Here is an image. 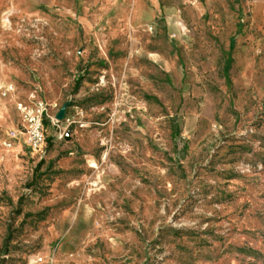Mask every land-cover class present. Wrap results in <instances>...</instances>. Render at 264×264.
I'll use <instances>...</instances> for the list:
<instances>
[{
  "label": "rangeland",
  "instance_id": "obj_1",
  "mask_svg": "<svg viewBox=\"0 0 264 264\" xmlns=\"http://www.w3.org/2000/svg\"><path fill=\"white\" fill-rule=\"evenodd\" d=\"M41 1L0 13V264H264V0L134 38ZM18 101L65 109L36 150Z\"/></svg>",
  "mask_w": 264,
  "mask_h": 264
},
{
  "label": "crops",
  "instance_id": "obj_2",
  "mask_svg": "<svg viewBox=\"0 0 264 264\" xmlns=\"http://www.w3.org/2000/svg\"><path fill=\"white\" fill-rule=\"evenodd\" d=\"M41 2V0H0V13L7 9L16 14H36ZM186 2L189 10L194 12V15L192 14L194 17L200 18L204 15L205 3L200 0H85L79 21L89 32L94 22H104L111 26L123 27L121 32L126 37L177 36L181 31L175 23L184 21L178 5ZM49 3L56 5L57 0H49ZM261 11H264V7ZM98 35L106 36L103 32Z\"/></svg>",
  "mask_w": 264,
  "mask_h": 264
},
{
  "label": "built area",
  "instance_id": "obj_3",
  "mask_svg": "<svg viewBox=\"0 0 264 264\" xmlns=\"http://www.w3.org/2000/svg\"><path fill=\"white\" fill-rule=\"evenodd\" d=\"M8 92L14 90V87L10 85L6 89ZM17 108L21 116V131L26 137L27 146L36 150L46 139L45 133V120L49 119L54 125L58 124L57 118L50 115L52 106L43 101H37L33 105H29L26 102L18 101ZM70 121V119H67ZM61 134V133H60ZM59 134V136H60ZM62 137V136H61ZM10 146V143H5ZM43 261V257L37 255L33 259V262L29 261L26 264H35ZM50 264H75V263H63L60 261H51Z\"/></svg>",
  "mask_w": 264,
  "mask_h": 264
},
{
  "label": "water",
  "instance_id": "obj_4",
  "mask_svg": "<svg viewBox=\"0 0 264 264\" xmlns=\"http://www.w3.org/2000/svg\"><path fill=\"white\" fill-rule=\"evenodd\" d=\"M64 114H65V109L63 108V109H61V110L57 113L56 118H57L58 120H62L63 117H64Z\"/></svg>",
  "mask_w": 264,
  "mask_h": 264
}]
</instances>
